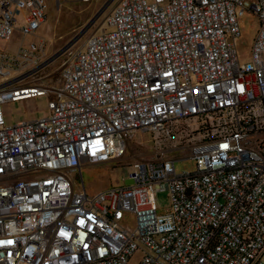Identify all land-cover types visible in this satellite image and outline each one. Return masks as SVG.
I'll use <instances>...</instances> for the list:
<instances>
[{
	"label": "built area",
	"instance_id": "1",
	"mask_svg": "<svg viewBox=\"0 0 264 264\" xmlns=\"http://www.w3.org/2000/svg\"><path fill=\"white\" fill-rule=\"evenodd\" d=\"M51 1L0 0V42L35 38L0 52L3 80L47 67ZM246 12L260 28L241 62ZM65 55L57 89L0 86V264H264V0H120ZM49 93V116L7 125L5 103ZM138 135L152 153L126 186L77 189Z\"/></svg>",
	"mask_w": 264,
	"mask_h": 264
},
{
	"label": "rangeland",
	"instance_id": "2",
	"mask_svg": "<svg viewBox=\"0 0 264 264\" xmlns=\"http://www.w3.org/2000/svg\"><path fill=\"white\" fill-rule=\"evenodd\" d=\"M120 0H61L58 4L55 0L50 2L45 23L37 31V37L47 40V62L45 69L33 70L31 67L15 69L6 80L0 78V86L25 88L43 85L46 88L57 89L60 87V71L66 59L65 49L73 41L82 44L90 35L103 29L113 7ZM253 1V0H249ZM241 36L237 39V51L241 62L252 60V49L255 38L260 28L258 17L251 12H246L239 19ZM34 37H25L17 28L9 41L0 42V52L16 55L22 45H27ZM53 94H42L19 102H7L2 109L9 126L22 122L33 121L50 115L49 101ZM151 137L138 135L128 147L127 154L116 160L88 164L82 169V179L76 176L77 189H82V182L88 194H95L111 187H123L132 174L130 164L138 157L148 156L152 153ZM142 142V144H139ZM178 174L195 172L197 162L188 158L175 163ZM169 192H160L156 195V203L159 213H164L170 204ZM139 257L134 258L132 264H136Z\"/></svg>",
	"mask_w": 264,
	"mask_h": 264
},
{
	"label": "bare ground",
	"instance_id": "3",
	"mask_svg": "<svg viewBox=\"0 0 264 264\" xmlns=\"http://www.w3.org/2000/svg\"><path fill=\"white\" fill-rule=\"evenodd\" d=\"M25 90H32L33 88H24ZM23 89V90H24ZM32 91H27V92H24V93H22V94H27L28 95V93H31ZM29 96H26V97H23V98H21V99H26V98H28Z\"/></svg>",
	"mask_w": 264,
	"mask_h": 264
},
{
	"label": "snow or ice",
	"instance_id": "4",
	"mask_svg": "<svg viewBox=\"0 0 264 264\" xmlns=\"http://www.w3.org/2000/svg\"><path fill=\"white\" fill-rule=\"evenodd\" d=\"M81 223H83V221H81ZM0 243H3V242H0ZM7 243H12V241H7Z\"/></svg>",
	"mask_w": 264,
	"mask_h": 264
}]
</instances>
